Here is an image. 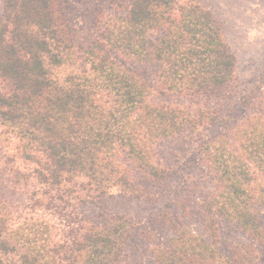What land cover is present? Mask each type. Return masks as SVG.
<instances>
[{"label": "trees", "instance_id": "obj_1", "mask_svg": "<svg viewBox=\"0 0 264 264\" xmlns=\"http://www.w3.org/2000/svg\"><path fill=\"white\" fill-rule=\"evenodd\" d=\"M94 28L93 36L76 39L56 0H3L0 143L17 141L7 167L17 156L36 166L30 172L5 167L8 187L27 194L32 215L44 209L60 216L80 192L85 202L115 194L158 200L170 173L160 161L159 143L217 124L219 112L195 101L221 105L232 99L237 56L222 24L203 6L129 0L124 13L96 20ZM124 57L158 65L162 94L189 104L152 101L151 87L121 65ZM257 130L255 143L246 147L209 136L200 142L218 183L197 203L206 234L182 230L160 253L161 264H222L208 240L218 216L260 234L257 213L264 200L254 197L264 176V139ZM31 180L37 191H28ZM3 196L0 264H117L135 229L116 216L74 225L78 218L71 214L64 225L35 214L22 226L23 210Z\"/></svg>", "mask_w": 264, "mask_h": 264}, {"label": "rangeland", "instance_id": "obj_2", "mask_svg": "<svg viewBox=\"0 0 264 264\" xmlns=\"http://www.w3.org/2000/svg\"><path fill=\"white\" fill-rule=\"evenodd\" d=\"M128 1L56 0L68 31L76 39L93 36L96 33L95 21L101 22L105 16L124 13ZM180 1L186 4L194 2L209 10L222 24L227 43L237 56L236 81L231 87L232 99L229 103L221 102L218 105L204 98L195 101L203 110L219 112L217 124L196 132V135L186 133L159 143L160 161L170 169V173L165 181V194L156 201L115 194L85 202L83 192H80V196L71 199V206L60 216L44 209L35 210V214L42 215L43 219L63 225L68 214L78 218L75 220L71 217L76 221L74 225L81 223V219L101 224L111 216L129 220L135 229L124 242V245L129 246L117 264H161L160 253L168 248L170 240L182 230L190 229L197 235L205 236L204 215L199 213L202 209L199 210L197 203L207 200L216 191L218 183L211 163L201 153L199 144L202 140L209 136L221 142L246 147L253 142L251 138L256 128L260 139H264V0ZM2 4L3 0H0V27ZM120 62L123 67L134 71L140 82L151 87V100L155 103L189 104V99L184 97H166L162 94L158 65L139 63L127 57ZM15 143L17 141L8 147L0 143V193L9 206L23 210L19 221L24 226L30 217L36 218V215L25 208L27 194L18 188L8 187L9 172H5V162L10 153H14ZM15 162L10 163L7 169H12L13 165L28 172L36 168L32 163H24L18 156ZM36 185L37 182L31 180L28 191H37ZM263 188L264 176H259L254 199L264 200ZM59 205L64 207V203ZM257 218L260 227L258 235L247 233L234 221L218 216L215 228L208 232V240L222 257V264H243L245 261H249V264H264V210L258 211Z\"/></svg>", "mask_w": 264, "mask_h": 264}]
</instances>
